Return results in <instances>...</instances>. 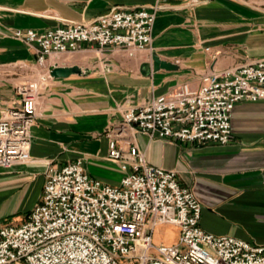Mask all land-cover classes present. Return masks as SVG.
I'll return each mask as SVG.
<instances>
[{
  "label": "crops",
  "instance_id": "crops-1",
  "mask_svg": "<svg viewBox=\"0 0 264 264\" xmlns=\"http://www.w3.org/2000/svg\"><path fill=\"white\" fill-rule=\"evenodd\" d=\"M155 4L160 8L153 39L144 50L83 43L41 65L34 48L12 35L14 29L44 31L92 20L116 6ZM0 30V118L20 103L17 86L30 82L39 67L44 72L30 159L0 166V206L19 205L27 196L35 206L49 163L61 167L82 159L90 175L120 184L125 172L108 157L107 130L126 107L182 82L198 87L207 72L236 70L264 58V8L243 0H0ZM153 54L176 67L154 70ZM54 65H78L83 72L55 77ZM232 128L227 144L152 139L139 131L133 141L149 163L176 170L182 185L193 189L202 204L204 229L264 244V99L239 101Z\"/></svg>",
  "mask_w": 264,
  "mask_h": 264
},
{
  "label": "built area",
  "instance_id": "built-area-1",
  "mask_svg": "<svg viewBox=\"0 0 264 264\" xmlns=\"http://www.w3.org/2000/svg\"><path fill=\"white\" fill-rule=\"evenodd\" d=\"M159 8L116 6L92 20L44 31L14 29L12 35L34 48L41 65L83 43L144 50L152 43ZM17 91L20 103L0 118L2 167L27 162L31 155L38 84L23 83ZM263 99L260 58L236 70L207 72L198 87L182 82L126 107L107 130L108 157L125 172L120 184L90 175L82 159L61 167L49 163L43 195L26 220L0 225V264H264V244L204 229L193 189L182 185L176 170L149 163L133 141L139 131L152 139L227 144L236 104ZM161 224L178 228L176 243H155Z\"/></svg>",
  "mask_w": 264,
  "mask_h": 264
},
{
  "label": "rangeland",
  "instance_id": "rangeland-1",
  "mask_svg": "<svg viewBox=\"0 0 264 264\" xmlns=\"http://www.w3.org/2000/svg\"><path fill=\"white\" fill-rule=\"evenodd\" d=\"M247 3L264 8V0H243ZM38 68V67H37ZM40 70V71H39ZM41 67H39L35 74L31 75L29 81L33 83H40ZM32 197V196H31ZM32 198L27 196L26 199L19 205H1L0 206V225L4 224H19L26 220L28 213L34 206L32 205ZM178 238V229L170 225H159L154 231V241L159 244L161 241L165 243L176 240Z\"/></svg>",
  "mask_w": 264,
  "mask_h": 264
},
{
  "label": "water",
  "instance_id": "water-1",
  "mask_svg": "<svg viewBox=\"0 0 264 264\" xmlns=\"http://www.w3.org/2000/svg\"><path fill=\"white\" fill-rule=\"evenodd\" d=\"M145 66H148L147 64ZM175 64L170 61L160 58L157 54H153V69L158 70L160 68L172 69L175 68ZM83 69L78 65H54L51 69V74L55 77L68 76L72 73H82Z\"/></svg>",
  "mask_w": 264,
  "mask_h": 264
}]
</instances>
